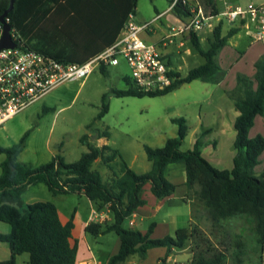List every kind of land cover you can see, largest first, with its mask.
<instances>
[{
  "label": "trees",
  "instance_id": "16d2710c",
  "mask_svg": "<svg viewBox=\"0 0 264 264\" xmlns=\"http://www.w3.org/2000/svg\"><path fill=\"white\" fill-rule=\"evenodd\" d=\"M9 0H0V10L3 11ZM59 0H14L9 10L10 22L23 36L21 27L26 24V18L37 8L42 10ZM61 9L67 8L77 1L62 0ZM137 0H128L129 12L134 11ZM173 0H170L172 2ZM206 14L216 15L219 11L217 0H197ZM189 3L176 0L172 6L174 14L185 16ZM31 15V14H30ZM127 16V14H126ZM122 20V24L124 19ZM236 28L222 32V20L211 30L208 46L202 47L196 31L189 33L192 49L198 52L203 61L190 67L186 73L171 69L174 76L172 82L161 90H142L137 87L131 76L126 77L125 88H112L118 96L122 95H157L164 94L193 79L216 81L224 73L217 55L227 38ZM26 43L34 47L28 41ZM35 48V47H34ZM87 59V58H86ZM69 60L71 59H64ZM74 60V59H73ZM85 60V59H84ZM83 61V60H77ZM106 73V65L99 64ZM253 75L238 72L233 88L227 90L232 99L237 115L234 119L235 136L233 145L235 152L230 167H218L208 160L201 151L203 141L200 135L196 137L193 146L181 148L182 139L187 134L188 125L184 116L172 117L177 123V134L168 136L162 145L144 144V149L151 166L146 171H136L124 160H113L118 155L116 148L107 143L96 144L82 134L80 139L86 144L80 156L67 161L60 154H54L48 161L32 165L20 161L18 155L25 145L29 129L20 138L10 144L0 143V153H4L0 171V219L10 224L9 231H0V241L8 243L10 256L0 261V264H15L16 255L26 251L28 264H75L77 243H71L73 214L66 222H62L55 203L51 200H34L24 202L23 191L31 184L44 182L52 193L75 191L85 194L98 208L107 205L112 213V220L90 221L86 229L92 233L113 230L120 237V246L112 254L106 264H121L130 254L137 253L145 257L147 249L154 246H166V254L171 247H183L189 237L188 226H180L173 234L162 237H149L151 226L142 233L139 229L124 224L132 211L146 202L143 195L144 185L150 183V191L156 197L169 195L176 182L166 176V166L174 161L184 162V183L192 185L197 182V196L211 211L213 217L244 213L254 219L253 229L259 238L264 240V167L260 171L255 166L260 162V154L264 149V135L248 134L257 114H264V52L254 61ZM108 110V92L102 93V103L97 117L103 116ZM108 135L107 130L97 132V137ZM100 159L105 163L111 175L104 178L98 168L92 167L93 162ZM222 256H200L194 263L217 264ZM160 264H166V257Z\"/></svg>",
  "mask_w": 264,
  "mask_h": 264
},
{
  "label": "rangeland",
  "instance_id": "374dc122",
  "mask_svg": "<svg viewBox=\"0 0 264 264\" xmlns=\"http://www.w3.org/2000/svg\"><path fill=\"white\" fill-rule=\"evenodd\" d=\"M229 1L246 4L247 0ZM168 4L169 0H137L136 17L149 18L155 14L156 8H162ZM216 22L217 18L214 16L207 18L205 26L213 28ZM209 33H199L201 45L204 48L208 46L211 31ZM142 36L145 38L143 34ZM188 47L192 50L190 41L185 44L184 49ZM202 60L203 57L197 52L193 58L185 59L181 63L178 67L179 72L186 73L190 67ZM171 61L178 65L174 56H171ZM125 75L131 76L130 67L124 58H120L118 63L107 65L106 73L99 65H96L83 80H66L7 119L0 126V143L10 145L20 138L26 128L29 129L18 159L37 165L48 161L54 154L62 155L67 161L77 159L87 149L86 144L80 139L82 134H87L90 142L100 145L105 139V143L117 149L118 155L113 160L116 170H118L116 162L121 159L128 164L131 163V167L137 171H146L151 163L147 158L144 144L162 145L168 136H175L177 123L172 120V117L184 116L188 129L182 139L181 148L192 147L198 132L204 126L214 125V130L209 137L216 138L218 144L213 151L212 145L201 146L203 155L218 167H230L234 152L235 130L233 120L229 125L230 117L226 114L222 116L226 108L223 102L216 101L217 91L213 89L215 88L213 82L197 78L182 83L164 94L115 95L111 91L112 88L127 86ZM104 92H108V110L103 116L97 117ZM212 110H215V113H211ZM218 122H220V128L216 127ZM102 130H107L108 135L97 137V132ZM3 158L4 153H0V162ZM132 159L133 162H131ZM261 164H264V157ZM92 167L98 168L104 178L111 175L109 167L100 159H96ZM179 176L180 171L175 170L173 180ZM22 198L27 201L55 199L60 212L65 214L75 209L80 216H86L91 211V204L85 194L69 191L53 195L42 181L29 185L23 191ZM191 204L193 203L186 198L164 199L160 208L153 215L146 217L144 224L153 220L168 219L172 223L186 226ZM124 224L137 229L142 227L138 220L130 224L129 218L125 219ZM243 225L248 226L245 218ZM9 229L10 224L0 219V231H9ZM106 236L109 240L104 243V246L110 247L116 233L109 231ZM252 237L253 235H247L246 239L252 241L250 240ZM88 238L92 245H97L92 233H88ZM9 256L8 243L0 241V261L8 259ZM27 259L28 253L21 252L16 255L15 264H28ZM130 259L141 261L137 254L130 255ZM230 263L231 261H228L225 264ZM256 263V260L248 258L243 262V264Z\"/></svg>",
  "mask_w": 264,
  "mask_h": 264
},
{
  "label": "crops",
  "instance_id": "0c3cea01",
  "mask_svg": "<svg viewBox=\"0 0 264 264\" xmlns=\"http://www.w3.org/2000/svg\"><path fill=\"white\" fill-rule=\"evenodd\" d=\"M72 1L77 2L72 5L68 4L67 8L63 10L61 9L62 0L52 3L42 10L37 11V8H35L33 13H30L31 15L29 14L26 18V24L21 27L26 41L35 48L50 53L55 57L62 59L69 58L71 61H77L92 56L117 39L121 32L122 20L129 13L128 0ZM248 1L261 3L264 0H247L246 3ZM225 2L234 3L229 0H217L219 11L223 8ZM170 3L169 0L168 5L156 8L155 14L143 19L136 17L134 7V11H132L134 19L138 22L152 19L156 14L167 10ZM235 3L240 2L236 1ZM240 4L244 5V3ZM176 16L173 10H167L165 16L155 20L151 30L141 31L140 35L143 37V34L145 36L143 38L146 41L157 44L163 56H167L166 59L169 67L179 71L178 67L181 63L185 59L193 58L197 52L193 49L190 50L189 47L184 49L185 44L189 41V35L185 36V42L181 46L178 45L177 41L168 44L163 43L162 36L166 32L167 23L170 21L169 19H174ZM218 21L220 20L217 18ZM230 28L236 29L227 38L226 43L220 48L217 55L218 62L224 69V73L218 80L210 82L214 83L215 88L213 89L217 91L216 101L223 102L226 108L222 116L228 115L231 119L229 125L233 120L234 127L237 110L234 107L232 99L227 95V90L234 87L238 72L253 75L255 71L254 61L264 52V37L260 39L256 36L255 23L247 19L246 16H242L233 22L222 20V32L226 33ZM211 30L212 26H204L197 34L198 36L200 32L210 34ZM171 56L175 57L177 66L172 63ZM127 76H124L125 80ZM211 103H213L212 100ZM214 111L212 110L211 113H215ZM219 123L216 125L218 128H220ZM213 130L214 125H208L198 132V136L200 135V139L203 141L201 146L212 145V151L218 144L216 138L212 139L209 137ZM257 133L264 135V114H257L254 118V123L249 128L248 134L250 136H254ZM105 141L104 139L101 144L105 143ZM211 154L215 157L213 152ZM262 157H264V149L260 154V162L255 166L256 171H260L264 167V164H261ZM206 158L210 160L208 157ZM131 162H133V159ZM128 165L132 166L131 163ZM175 170L180 171V176L176 180H173L175 178ZM165 173L168 178L176 182L174 190L169 195L159 198L150 191V183L147 182L144 185L143 191L146 202L134 209L128 218L133 221L131 224L136 223L137 220L138 223L142 224V227L139 229L142 233L151 226L152 230L149 233V237H162L166 234H173L175 229L181 225L175 222L172 223L168 219L153 220L145 224L144 221L146 217L153 215L160 208L161 202L164 199L186 198L193 203L191 204V212L188 217L189 237L187 243L180 248L171 247L167 254L166 246L150 247L147 249L145 257H140L137 253H133L137 254L141 261L130 259V255H133L130 254L121 264H133V262H136V264H160L163 256L166 257V264H188L196 262L200 256L212 257L215 255L222 256L221 262L217 264H225L228 261H231L230 264H243L246 258L256 260V264H264V240L262 241L254 231V219L252 216L244 213H235L227 216L213 217L203 200L197 196L199 184L197 182L192 185L184 183V162L182 160L169 163L165 168ZM58 194L62 193H53V195ZM51 201L55 203L62 222H66L71 213L73 214V228L70 241L71 243H77L75 264H106L108 258L119 249V235L114 231L116 236L113 239V243L110 247H105L104 243L109 240L106 236L109 231L96 234L90 232L86 229V225L90 222L89 214L80 216L78 210L75 209L70 213H62L55 199ZM24 202L30 201L24 200ZM89 202L91 207L95 206L90 199ZM244 218L248 226L243 225ZM106 220H112V213L110 211L107 213ZM88 233L94 235L97 245H92L88 238ZM247 235H253L250 238L252 241L246 239ZM248 246L250 247L248 248Z\"/></svg>",
  "mask_w": 264,
  "mask_h": 264
},
{
  "label": "built area",
  "instance_id": "2783aa9c",
  "mask_svg": "<svg viewBox=\"0 0 264 264\" xmlns=\"http://www.w3.org/2000/svg\"><path fill=\"white\" fill-rule=\"evenodd\" d=\"M189 3L185 16L177 15L169 19L166 32L162 36L163 43L178 42L182 45L185 36L192 31H200L207 18L233 22L246 16L255 23L256 36L264 37V1L246 4L224 3L216 15L206 14L197 0H183ZM176 0L170 3L167 10H172ZM167 10L156 14L152 19L138 22L130 11L123 21L121 32L115 41L83 61H69L53 56L38 48L29 46L26 39L10 22L8 13L1 17L0 38L4 24L10 23V36L14 45L0 47V126L17 112L28 107L32 102L45 95L55 86L66 80H83L96 65L116 64L124 58L131 71L135 85L142 90H161L169 85L174 76L167 59L160 52L157 44L141 37V31L152 29L156 19L165 16ZM110 211L108 205L98 209L91 207L90 221H103ZM133 221L130 219L129 223ZM136 264V262H133Z\"/></svg>",
  "mask_w": 264,
  "mask_h": 264
},
{
  "label": "water",
  "instance_id": "95a60500",
  "mask_svg": "<svg viewBox=\"0 0 264 264\" xmlns=\"http://www.w3.org/2000/svg\"><path fill=\"white\" fill-rule=\"evenodd\" d=\"M14 0H9L7 7L3 10L1 17L9 12V10L13 7ZM10 23L4 24V30L2 36L0 38V47L7 46V45H14V41L10 36Z\"/></svg>",
  "mask_w": 264,
  "mask_h": 264
}]
</instances>
